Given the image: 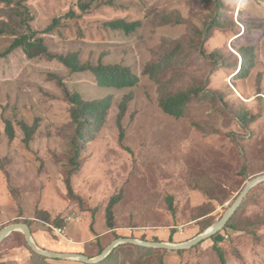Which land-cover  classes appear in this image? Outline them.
<instances>
[{"label":"rangeland","instance_id":"374dc122","mask_svg":"<svg viewBox=\"0 0 264 264\" xmlns=\"http://www.w3.org/2000/svg\"><path fill=\"white\" fill-rule=\"evenodd\" d=\"M25 1L30 24L50 52L76 54L82 64L126 65L140 83L106 90L90 72L73 73L46 57L29 59L21 49L0 59V231L23 223L47 248L39 247L80 250L89 258L119 238L181 244L218 223L248 183L264 175V0ZM11 16L2 6L0 17L22 30L14 29L19 19ZM56 19L55 30L45 32ZM118 19L141 26L125 34L104 25ZM13 39L0 35V52ZM240 49L249 53L244 70ZM165 57L169 66L159 81L143 74ZM200 88L182 118L160 107L169 94ZM67 91L90 102L112 96L98 132L79 138ZM127 100L121 140L119 116ZM245 113L249 119L242 122ZM24 126L33 130L29 144ZM77 166L73 198L66 179ZM112 198L118 201L110 230ZM50 226L65 228V235ZM216 245L228 264H264V183L226 229L203 244L183 251L121 245L104 264H222ZM0 264L45 263L15 232L0 245Z\"/></svg>","mask_w":264,"mask_h":264},{"label":"trees","instance_id":"16d2710c","mask_svg":"<svg viewBox=\"0 0 264 264\" xmlns=\"http://www.w3.org/2000/svg\"><path fill=\"white\" fill-rule=\"evenodd\" d=\"M9 8L12 12L11 19L16 20L19 19V24L14 29L21 28L22 30L16 31L12 30L8 20L4 17H0V35H11L14 37L13 41L10 45L3 51L0 52V59H5L15 51L21 49L23 53L29 59H35L39 57H46L49 60H57L62 63L64 66L69 68L73 73H87L90 72L96 78L99 86L106 90H127L133 89L137 87L140 83V77L133 72V70L123 64H104L99 62L97 65L91 64H82L78 56L76 54H68V55H59L53 54L49 51L45 40L42 37H38L39 33L34 30L31 26V16L29 13V7L26 4L25 0H0V9L2 6ZM23 9V10H22ZM74 15V13H71ZM60 24L59 20L56 19L54 22L45 30V32H51L55 30V28ZM107 28L114 31H122L125 34H131L136 31L141 23L136 22H127L123 19L113 20L106 22L104 24ZM244 59L243 68L244 70L246 61H250L248 59L249 53L244 49H240L239 51ZM169 57H165L163 61L159 63L148 64L144 70L143 74L148 76L150 79L159 81L161 75L169 66ZM203 90L200 89H189L186 91H181L176 94H169L162 98L160 101V107L162 110L175 118H182L185 115L187 107H189L190 103H192L195 98H198ZM70 102L74 105L71 113L73 121L78 125V136L79 138L85 137L87 135L90 136V131H99L103 126V123L106 120V116L108 111L110 110L112 104V96H108L98 102H90L83 99L82 95L79 93L70 94L68 91L66 92ZM130 99V97H129ZM128 101H125L121 106V113L119 116V127L121 129L120 139H124V130L122 128L121 120L126 112V108L128 105ZM249 119L248 114H242L240 116V120L242 122H246ZM5 132L9 138V140L13 141L15 139V130L11 121L5 122ZM25 134H26V144H29L33 130H31L28 126H24ZM90 139V138H89ZM78 169L71 170L66 179V185L69 192V195L73 198L76 197L73 186H72V175ZM117 198H112L110 205L107 209L106 216V224L110 230L114 229V205L117 203ZM170 209L177 215V209L175 207V201L173 198H170ZM92 232H94L92 230ZM97 236L98 235H94ZM214 238V237H213ZM159 241V240H158ZM27 242V241H26ZM28 244V243H27ZM131 245V244H128ZM29 246V245H28ZM136 246V245H133ZM141 249H147L145 247L137 246ZM30 248V247H29ZM30 250H32L30 248ZM152 250V249H150ZM216 250L220 256L222 264H228L225 251L219 246L216 245ZM104 250H100L102 253ZM35 260L40 261L42 263H47L48 258L43 257L37 254L34 250H32ZM113 253L103 262L99 264H104L110 260ZM57 261V260H54ZM84 264V263H83Z\"/></svg>","mask_w":264,"mask_h":264},{"label":"water","instance_id":"95a60500","mask_svg":"<svg viewBox=\"0 0 264 264\" xmlns=\"http://www.w3.org/2000/svg\"><path fill=\"white\" fill-rule=\"evenodd\" d=\"M264 183V175H261L257 178L251 180L246 189L244 190L243 194L237 200L236 204L227 212V214L214 226L209 228L206 232L199 235L195 239L181 243V244H172L166 242H152V241H142L132 238H119L112 242L98 257L96 258H89L84 254L81 253H60L54 252L50 250H45L37 244L34 239L33 233L30 227L26 224L19 223L13 224L5 227L3 230L0 231V245L13 233L21 232L24 234L25 239L29 245V247L34 250L37 254L46 257L50 260H77L84 264H99L105 261L113 251L121 246V245H136L140 247L150 248V249H164V250H171V251H183L192 249L204 242L212 239L216 235L220 234L222 231L226 229L230 221L236 215L238 210L242 207L243 203L245 202L246 198L249 194L259 185Z\"/></svg>","mask_w":264,"mask_h":264},{"label":"built area","instance_id":"2783aa9c","mask_svg":"<svg viewBox=\"0 0 264 264\" xmlns=\"http://www.w3.org/2000/svg\"><path fill=\"white\" fill-rule=\"evenodd\" d=\"M50 227L52 228L54 234H56L58 236H64L65 233H66V229L65 228H55L53 226H50Z\"/></svg>","mask_w":264,"mask_h":264},{"label":"crops","instance_id":"0c3cea01","mask_svg":"<svg viewBox=\"0 0 264 264\" xmlns=\"http://www.w3.org/2000/svg\"><path fill=\"white\" fill-rule=\"evenodd\" d=\"M34 237H35V240L39 246H44L43 241L39 238V236L37 234H35ZM44 247H46V245ZM71 252L76 253V252H80V250L79 251L72 250Z\"/></svg>","mask_w":264,"mask_h":264}]
</instances>
